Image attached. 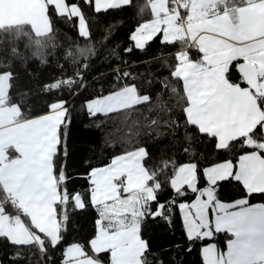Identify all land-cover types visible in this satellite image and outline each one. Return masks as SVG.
Instances as JSON below:
<instances>
[{
  "label": "snow or ice",
  "instance_id": "6c2138e0",
  "mask_svg": "<svg viewBox=\"0 0 264 264\" xmlns=\"http://www.w3.org/2000/svg\"><path fill=\"white\" fill-rule=\"evenodd\" d=\"M85 2L93 6L92 0ZM130 3L94 0L93 10L106 14ZM50 6L69 23L75 18L79 35L89 37L81 7L67 0H0V31L29 25L35 37L29 36L32 55L43 61L47 50L55 47ZM146 6L152 19L130 34L131 47L125 51L145 50L158 36L162 44H179L171 76L182 82L186 123L216 139L217 149L239 145L237 162L201 170L196 163L177 166L162 160L160 166L148 168L143 163L148 153L139 147L93 169L85 200V193L69 189L65 168L57 166L61 128L67 127L69 115L67 101L58 98L47 114L29 118L12 102L15 74L6 66L0 69V237L48 255L50 248L63 243L69 209H84L90 203L98 214L91 254L74 242L63 248L61 264H102L100 253L110 254V264H151L150 246L141 236L143 222L152 217L171 223L179 209L187 240L202 244L203 264H264V203H250L253 194L264 195V0H146ZM5 7L8 15L2 11ZM191 50L200 58L193 60ZM88 54L79 49L67 56L76 63L78 56ZM232 65L239 82L232 79ZM76 75L82 77V72ZM124 77L134 79L128 72ZM76 84V79L64 77L45 90L71 92ZM172 92L177 94V89L172 87ZM148 102L150 97L141 95L136 85L125 83L86 102V108L90 116L107 117ZM169 167L167 183L173 196L161 201L164 185L158 177ZM229 180L238 182L244 195L222 202L220 182ZM219 233L230 237L226 251L213 242Z\"/></svg>",
  "mask_w": 264,
  "mask_h": 264
},
{
  "label": "trees",
  "instance_id": "16d2710c",
  "mask_svg": "<svg viewBox=\"0 0 264 264\" xmlns=\"http://www.w3.org/2000/svg\"><path fill=\"white\" fill-rule=\"evenodd\" d=\"M67 2H76L81 7L87 18L89 37L79 35L75 18L69 23L50 6L55 47H50L41 61L32 55L33 49L29 47V36L35 38L29 25L19 30L0 31V69L10 66L14 72L12 102L29 118L49 112L50 103L58 98L67 101L69 115L67 127L61 128L57 166L65 168L70 190L85 193L88 200V174L110 164L116 156L139 147L148 153L143 161L148 168H156L162 160H169L177 166L196 163L203 170L216 163L238 159L242 154L239 145H233L231 150L217 149L216 139L186 123L183 112L186 105L180 99L182 82L171 76L177 64L175 54L179 44L175 47L162 44L158 36L145 50L125 51L131 47L130 34L152 19L146 0H131L130 5L106 14L95 13L85 0ZM79 49H87L89 54L78 56L73 63L67 53H77ZM190 55L193 60L200 58L196 50H191ZM78 71L82 72V77H77ZM229 71L232 79L239 82L234 65ZM125 72L131 73L134 79L122 78ZM64 77L77 80L71 92L67 88L55 94L45 90L54 79ZM125 83L136 85L141 95L150 97V102L126 113L122 110L107 117L89 115L86 102L106 96ZM166 84L171 87L166 88ZM172 87L177 89V94L172 92ZM170 172L171 167L158 177L164 185L161 201L173 196L167 183ZM203 183L201 180V186ZM243 195L238 182H220L221 201H235ZM250 203H264V195L253 194ZM69 215L62 245L50 248L48 255H41L28 246L13 245L7 238L0 237V264H61L63 248L74 242L84 245L91 254L89 242L96 234L97 211L88 203L84 209H69ZM141 236L150 246L151 264H203L202 244H190L187 240L179 209L173 213L171 223L148 217L142 224ZM229 238L226 233H219L215 234L213 242L223 250ZM98 255L102 263L109 264L108 253Z\"/></svg>",
  "mask_w": 264,
  "mask_h": 264
},
{
  "label": "crops",
  "instance_id": "0c3cea01",
  "mask_svg": "<svg viewBox=\"0 0 264 264\" xmlns=\"http://www.w3.org/2000/svg\"><path fill=\"white\" fill-rule=\"evenodd\" d=\"M51 7H53L54 8V6H51ZM93 7H94V0H93ZM2 11L4 12V14L5 15H8L9 13H8V9H7V7H5V8H3L2 9ZM32 29V28H31ZM33 31V30H32ZM162 38V37H161ZM48 113V112H47ZM47 113H45V114H47ZM44 114V115H45ZM39 117V116H38ZM33 118H37V117H33ZM216 144H217V141H216ZM237 160L238 159H236L235 161H232L233 162V164H235L236 162H237ZM228 161V160H227ZM224 162V161H223ZM111 163V162H110ZM185 164H188V163H185ZM182 165H184V164H182ZM107 166V165H106ZM103 167H105V166H103ZM100 168H102V167H100ZM222 202H224V201H222ZM231 202H234V201H231ZM257 204H260V203H257ZM253 205H255V204H253ZM180 217H181V215H180ZM182 220V219H181ZM185 231V230H184ZM186 234V233H185ZM8 241H10V240H8ZM11 242V241H10ZM226 244H227V242H226ZM227 250V248H226V245H225V248L223 249V250H221V251H226ZM201 251V250H200ZM110 255V254H109ZM202 256V255H201ZM102 264H104V263H102ZM109 264H110V262H109Z\"/></svg>",
  "mask_w": 264,
  "mask_h": 264
},
{
  "label": "water",
  "instance_id": "95a60500",
  "mask_svg": "<svg viewBox=\"0 0 264 264\" xmlns=\"http://www.w3.org/2000/svg\"><path fill=\"white\" fill-rule=\"evenodd\" d=\"M236 69V68H235ZM236 71H237V73H238V75H239V72H238V70L236 69Z\"/></svg>",
  "mask_w": 264,
  "mask_h": 264
}]
</instances>
